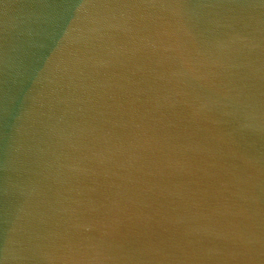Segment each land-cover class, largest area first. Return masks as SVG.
Here are the masks:
<instances>
[{
	"label": "water",
	"instance_id": "water-1",
	"mask_svg": "<svg viewBox=\"0 0 264 264\" xmlns=\"http://www.w3.org/2000/svg\"><path fill=\"white\" fill-rule=\"evenodd\" d=\"M0 264H264V0H0Z\"/></svg>",
	"mask_w": 264,
	"mask_h": 264
}]
</instances>
